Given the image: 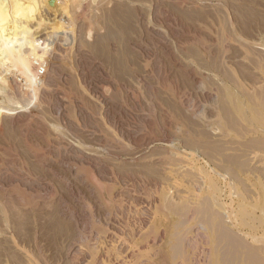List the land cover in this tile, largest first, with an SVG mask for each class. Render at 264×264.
<instances>
[{"label": "rangeland", "instance_id": "rangeland-1", "mask_svg": "<svg viewBox=\"0 0 264 264\" xmlns=\"http://www.w3.org/2000/svg\"><path fill=\"white\" fill-rule=\"evenodd\" d=\"M84 1H85V3L90 2L89 5H97V8L91 9V11L95 10V12L91 13V11H90L91 14L90 13L88 14V22L89 21L90 22L92 21V22H91V24H89L90 22L86 23V25H84L85 27L82 26V28L80 29L79 35H80V38L84 41V43L86 42L85 44H87V45L93 44L94 46H96L97 50L96 51L94 50L95 53H92L93 54L92 55L91 53L85 54L86 51L85 52L79 51V50L77 51V48L79 45L77 46V45L73 44L74 38L73 39L71 38V37H73V35L70 31L63 30L62 34H61V32H59V33L58 32H56V33L50 32V33H48L49 35L47 34L48 36L46 34H44L46 36L43 35L44 37L43 36L42 37L43 38L47 37L45 40L48 43L51 41L50 42L51 46H53V45L55 46L57 43L61 42L60 44L62 45L63 48H66V50H67L66 52L69 51L68 54L70 57L66 58V60H65V58L62 59L61 61L63 62V64L60 61L59 70L57 72L58 74L57 73L55 74V78H57V79H54L52 81L54 84L52 82H50V85L52 86V88L53 87L54 88L51 89L50 88L51 86H49L51 91H49L50 93H47V95L45 96L46 101H44V103H46V104L43 103L42 105H38V104H35L33 106L31 105L30 109L28 108L27 111L18 109L19 111L16 114L11 115V116H7V117L5 116L6 118L4 117L2 120V124H0V147H2V148H0V154H1L0 155V165L4 166V171L0 175V229H1L0 230V264H31V263H33L32 261L30 263L31 258L32 259L34 258V262L36 261L35 264H41V263L42 264L43 263H45V264H47V263L48 264H79V263L80 264H86V259H85V256L83 254L79 253L77 255H75V254L71 255L70 248H72V244L81 245L82 247L92 245V243H93V245L100 244V238L98 239V236H96L97 235L96 227H101V226L104 227L103 222L105 220L107 221V222L106 221L104 222L105 224L106 223L108 224V222H109L108 225L106 224L107 226H105V228L111 229L112 227L117 226V227H120L119 231L125 232L126 234L129 231L128 229H136L137 230L139 228V226L142 224L143 219L145 218L146 214H143L144 213L143 212L142 214L139 213L137 215L136 213H134V211H131L130 209L124 210L121 212L120 209L118 210L119 204H124V205H127L128 207L132 206V205H134V206L138 205L137 207L143 208V210H144V207L146 208L149 204L148 201H146L145 199L143 200L144 196L148 197L152 194H155L157 191H160L161 189H166L169 191L172 190L171 194H173L175 198H178L180 194L181 195H187V194L191 195L193 193H196V194L200 193L198 196L195 197V199L197 200V204H200L198 206H202V204L204 202L202 198H204V199L206 198V200H205L206 203L203 204V205H206L207 200H209V195H210V192L206 188H203L201 191H199L200 189L197 188L198 186L196 187V185H194V184L193 185L188 184L187 181L185 179H183L182 176H180V177L176 176V179L169 180L166 176L167 174L162 173L163 168H165V166H168L167 163H168L169 159L171 158L170 156L174 150L175 151H185V150L186 151H194V153H195L194 158L196 159V161L199 163V165H201L202 168H205L206 171L212 176L216 177L217 176L216 173H218V172L222 173V174L225 173L227 176L229 175L228 177L230 178V180L232 182L230 180H228L229 178L226 177V175L224 174V176L226 178L225 177L221 178L222 180H220V184H219L220 190L223 192H222V195L218 198V201L223 206H219L218 204L213 205L210 203L211 204L210 208L212 207L213 210L217 209L216 211L218 213L217 214L218 217L220 219L222 218L225 221L226 220L227 221L225 223L223 221L222 224L224 225V227L221 225L222 227L220 228L219 226H216L213 223H211L210 220L208 221V219L210 218V214H209L210 212H209L206 214L201 213V216H200V214L194 215V217L191 218L190 220H188V222L186 224L176 226L177 222L180 219L178 209L176 210L175 207H172V210L165 209L164 211L158 212L157 216L154 220V225H153L152 229H150V231L152 230L150 233L152 238L149 237L151 239L150 240L151 247L148 248L149 252L150 253L152 252V254L150 256L153 258V260L155 262L154 264H175L176 262H177V264H178V262H179V264H191L189 260H185L184 256L178 255L176 257H173V255L175 254L174 253L175 249H174V246H172V244H176V239L173 235V232L176 230L181 231V229H184L187 227H192V229H191L192 233H190V234H192L195 237L192 246L190 245L187 247V251H188V253H191L193 251L194 252L197 251L198 256H199L198 258L199 259L201 258L200 263H202V264H223L224 260H222V258L223 257L226 258V256H223L222 253L224 252V249L227 247V242H230V241L233 242V240H234L233 236L235 233L234 231H236V228H237L238 232L241 231L242 233L240 232V234H239L240 237L237 235H235V236L238 239L242 237L243 241L245 239H246L245 241L248 240V242H246V243L239 240L242 242L241 245H243V243H244V244H247L248 247H245V245L241 246V245H239V243H237L239 245L238 246L236 244L237 241H234L235 247L236 246L238 247V251H235V250H237V247L234 250V252L236 254L235 255L234 252L232 251L234 249L233 248L234 243H231L233 246L229 243L228 247H231V248L227 247L228 248V249L226 248L227 251H229V252L232 251L233 255L236 256V259H234L235 257L230 256V253H228L225 249V251L228 254L226 252H224L225 253L224 255L227 254V258L229 257V258L234 259V261H232V259L230 260L228 258L230 260L229 261L230 264H231V262H233L234 264H255V263L259 264L262 262L261 264H264V188H263V183H264V181H263L264 180V169H263L264 168V160H263L264 159L263 158V155H264V152H263L264 151V141H263L264 140V133L262 134L260 132H258V133L253 132V133H248L247 135L246 134L244 135V133L247 130L246 128H244L245 126H243L241 124H238V126H237L234 122L235 120H237V118L239 119L240 114L237 112L239 108H237L233 104L234 103L233 101H235V100H236V104H237V102L240 101L241 105H240V103H238V104L240 106L244 105V107L242 106L244 109H242L240 107L242 112H243V110H247L248 114L250 115V111H251L252 105H253L252 102L255 100V98L257 96L260 97L259 95H261V91L264 90V61H263V59L260 58V56H262L261 53L264 54V0H106L107 3L105 2V0H101V1L100 0H92L93 4H92V1H90V0L89 1L84 0ZM95 1H96V3H95ZM102 1H103V3H102ZM109 1H111L112 3H110ZM160 2H163V3L160 4ZM108 3L111 5H108ZM135 3H136V5H135ZM101 4H103V5H101ZM112 4H115V5H112ZM200 4H202V5H200ZM150 6L153 7V8L151 7L152 8L151 10H150ZM162 7H164V8H162ZM124 9H125V11H124ZM97 10H99V12ZM150 11H153V12H150ZM45 12H47L46 15L47 16L49 15V17L51 19L54 17L53 13H51L49 11H45ZM96 12H98V13H96ZM94 13H96L98 16ZM105 13L107 16L105 15ZM158 15H160V16H158ZM91 16L92 17L94 16L93 18H95L97 16L96 20L92 19ZM127 16H129V17H127ZM136 16L138 19L136 18ZM140 17L142 19H140ZM164 17H166V18H164ZM128 18H130V19H128ZM51 19H49V20H51ZM94 23H95V25H98L99 28L96 27L95 25H93ZM153 25L158 27V28H162L161 30L163 31V35H160V34H157V33H154L153 31H151V27ZM89 26L90 27L93 26L94 28L93 27L90 28ZM101 27H102V31L104 29V31H103L104 34H103V32L100 33ZM228 27H229V29H228ZM83 28H85V30ZM87 28L89 30L91 29L92 32H94L90 39L87 37V34H86V32L88 30ZM98 29H99V31H98ZM56 35H57V38H56ZM158 36H160V37H158ZM62 37H64V38H62ZM97 38L98 39L100 38V39L98 40ZM161 38H163V40ZM53 39L56 42H54ZM64 39H65V41H64ZM168 39H169V41H168ZM71 40H72V44H71ZM130 42H132V43H130ZM133 42H135V45H137V46H135L133 44ZM126 43H127V45H126ZM67 44L68 45L70 44V46H67ZM109 46H110L111 50H110V48L107 49ZM128 48L130 49V51L132 50L131 52H133V53H131L128 50ZM139 48H140V50H139ZM110 51L112 54L110 53ZM118 51L120 53H118ZM132 54H134V55H132ZM155 54L157 57L155 56ZM83 55H85V56H83ZM141 56H143V57H141ZM135 60L138 62H136ZM261 60H262V62H261ZM93 62H94V64H93ZM112 62H114L115 64H112ZM145 66L150 69V74H151V76L148 77L147 80H145L141 76L142 69ZM76 67H78V68H76ZM152 67H153V69H152ZM77 69H78V71H77ZM115 69H116V71H115ZM70 71H72V72H70ZM96 71H98V72H96ZM86 72H88V73H86ZM46 73H47V70L44 74H46ZM71 73H73V74H71ZM44 74H42V75H44ZM125 74H127V75H125ZM77 75H79L80 77H78ZM139 75H140V77H139ZM75 76L77 78H79V80H77V78ZM107 76H109V77H107ZM110 76H111V78H110ZM125 76H127L128 79H126ZM71 79H72V81H71ZM133 80L135 81V85L133 84L134 83ZM62 81H66V82H62ZM70 81H71V83H70ZM77 81H79V82H77ZM80 81L83 83H80ZM130 81H132V82H130ZM110 82H112V83H110ZM140 82H141V84H140ZM63 83H65V84H63ZM80 84H82L81 87H80ZM86 84H87V86H85ZM89 84H91V87H89ZM64 85H67V86L64 87ZM78 85H79V87H78ZM115 85H117V88ZM118 85H119V87H118ZM138 86H140V87H138ZM88 87L90 88V91H89ZM55 88H57V89H55ZM72 88L73 89L75 88V89L72 90ZM81 88H85V91H84V89H81ZM141 88H143V90ZM61 89L62 90L64 89V90L62 91ZM162 89H164V90H162ZM245 89L248 90L247 93H246ZM82 90H83V92H82ZM71 91H72V93H74V94L77 93V94L71 95V93H69ZM79 91H80V93H79ZM86 91H88V92H86ZM132 91H133V93H136L138 91L136 94L137 96L133 95ZM164 91H166L169 94H166V92L163 93ZM67 92L69 94H67ZM89 92L91 93L90 95H88ZM92 92H93V94H95L94 96H93ZM159 92H161L162 95ZM83 93H84V97L82 96ZM97 93H98V96L96 95ZM118 94H120V95H118ZM164 94L166 95V97ZM247 94H249V95H247ZM255 94H257V95L255 96ZM91 95L94 98H89V101H88L87 97H89V96L91 97ZM68 96H70V97L72 96L71 98L73 99V101L71 99V102H70V100H69L70 97L68 98ZM252 96H254V97L252 98ZM64 97H66V98H64ZM82 97H83V100H82ZM85 97H86V99H85ZM96 97H98V98H96ZM146 97L148 99V102L150 103V101H151V103L153 104L152 107H151V103L150 104L147 103ZM91 99H93V100H91ZM96 99H98V100H96ZM109 99H111V100H109ZM252 99H254V100L252 101ZM49 100H50V102H49ZM226 100H227V102H226ZM87 101L89 104L91 103V105L87 104ZM142 101H145V104ZM231 101L233 103H231ZM104 102H105V104H104ZM117 103H118V105H117ZM172 104H174V105H172ZM77 105H78V107H77ZM148 105H150V106H148ZM239 105H238V107H239ZM175 106L177 107V109ZM224 106H226V107L228 106L229 109L232 111V114L230 112L229 115H230V118L233 119L232 120L233 123H232V121H230L231 119H229V115H228L227 120H229L230 122L228 123V121L225 120L227 117L226 115H227L229 110H228V107L225 108ZM93 107H94V109H93ZM101 107H102V109H101ZM178 107H180L179 110H178ZM187 108L191 111H189ZM50 109H51V111H50ZM180 109H181V111H180ZM184 109L187 110L188 112H186ZM223 109H226V110H223ZM30 110H31V112H30ZM59 110H60V112H59ZM69 110H70V112H69ZM152 110H155V111H152ZM176 110H178V112ZM261 110H263V112H264V108H261ZM174 111H175V113H174ZM223 111H225V112L227 111V112L225 113ZM92 112L95 114V116H93ZM95 112H97V113H95ZM109 112H110V114H109ZM59 113H60V115H59ZM105 113L108 115H106ZM84 114H85V116H84ZM164 114H165V116H164ZM175 114H176V118H175ZM178 114L180 116H178ZM218 114H219V117H218ZM224 114H226V115H224ZM254 114H257V113L255 112ZM101 115H103V116H101ZM231 115L235 116V118H233ZM86 117H87V119H86ZM98 117L101 119H99ZM114 117H115V119H114ZM186 117H187V119H186ZM57 118H59V119H57ZM10 119H11V121H10ZM78 119L80 120L81 126H79L80 123H79ZM83 119H85V120H83ZM97 119H99V120H97ZM169 119H171V120H169ZM195 119H198L200 124L198 122H196L197 120H195ZM206 119L209 121L207 122ZM214 119H216V120H214ZM64 120H65V123H64ZM193 120H195V121H193ZM210 120H211V122H210ZM218 120L223 122L225 128L217 129L219 127V123H217ZM224 120H225L226 124L224 123ZM134 121H136V122H134ZM153 121H155V122H153ZM104 122L105 123L107 122L106 123L107 126H106V124H104ZM113 122H115L116 125H114ZM179 122H183L185 124L179 123ZM97 123L99 126H97ZM181 124H182V126H181ZM194 124L197 127L194 126ZM87 125H88V128H86ZM104 125H105V128H104ZM121 125H123V126H121ZM178 125L182 128H180V129L177 128ZM213 125H215V126H213ZM53 126H55V127H53ZM61 126H62V128H60ZM65 126H66V128H65ZM90 126H92V127H90ZM108 126L110 129L109 128L107 129ZM110 126H112V127H110ZM189 126H192V128L191 127L190 128L192 130H194L193 134H196V136L198 134V136H197L198 138L195 137V135H193L191 133V131H190L191 129H189ZM63 127L65 129H68V130H65ZM81 127H83V128H81ZM99 127H102L103 129L99 128ZM114 127L117 129V131ZM159 127H160V129H159ZM2 128H4V129L2 130ZM26 128H28V130H26ZM50 128H52V129H50ZM111 128H114V129H111ZM194 128H196V129H194ZM204 128H206L209 131V133H208L209 135L207 133L205 134L206 131H203V130H205ZM237 128H239V129L237 130ZM262 128L264 129V127H262ZM187 129H189V130H187ZM201 129H203L202 131L204 132V134L206 136H204L203 132H200V133L198 132V131H201ZM106 130H107V132H108V130H111L112 132L116 131L117 134H116V132H113V133L116 136H118L119 140L121 139L120 143H118V144H121L123 142L126 145H128V148L130 150L128 148H120L118 150L116 147H113V146L110 147V145H108L109 143L107 144V142H105L103 140H99V136H101L105 133L107 134ZM179 130H180V135H181V132L183 133L181 136L177 135V134H179V132H178ZM174 131L176 134L174 133ZM226 131L228 132L227 135L225 134ZM236 131H241V132H236ZM70 132H71V134H70ZM101 132H102V134H101ZM25 133H26V136H25ZM187 133L190 135L192 134L193 140L190 138L191 137L190 135L187 136ZM47 134H49L50 136ZM67 134H68V136H67ZM129 134H130V136H129ZM142 134H143V136H142ZM147 134H148V136H147ZM151 135H152V137H151ZM174 135H176V136H174ZM96 136H98V137H96ZM135 136H136V138H135ZM199 136L200 137L202 136L201 138L203 139V141L207 142V139H208L209 141H212V143L207 142V144H209V145L204 144L202 139ZM255 136H256V139L258 138L257 141L254 140ZM71 137H73V139ZM211 137L213 138V140ZM216 137H217L218 142L220 140L223 142H221V144H220V142L218 143L217 141L214 142L216 140ZM218 137H219V139H218ZM230 137L232 138V140ZM260 137H261V139H260ZM60 138H62V139H60ZM83 138L84 139L86 138L85 139L86 141ZM59 139H60V142H58ZM65 139H67V140H65ZM183 139L186 143L188 142V141H186V139H190L191 141H193V143L195 142L193 144L189 140V143L193 144V145H190L188 143L189 144L188 146H192L193 148L188 147L187 144H185V142L183 141ZM224 140H225V142H224ZM233 140H236V141H233ZM251 140L254 142H257L258 144L253 143V142L251 143ZM258 140H260V142ZM78 141H80V142H78ZM130 141H131V143H129ZM152 141L156 144H154ZM197 141L198 142L202 141L201 143L206 145L207 148L209 146V149L206 150L207 148H205L203 150L202 149L203 145L201 144L202 145V147H201L200 143H198ZM227 141H229V142H227ZM73 142H75L79 145V147H78L79 149L72 147ZM90 142H92V143H90ZM98 142H99V144H98ZM126 142H128V143H126ZM196 142H197V144H196ZM213 142L218 143L217 145L222 146V147H220V151H218L219 148L215 147L216 146L215 144H214V146L212 145ZM231 142H235V143L232 144ZM242 142H243V144H245L247 142L246 144H248V146L246 144L245 145L241 144ZM249 142L251 143V145H249L250 144ZM262 142H263V144L261 145ZM52 143H54V144H52ZM69 144H70V146H69ZM210 144H211V146H210ZM254 144L255 145L257 144L256 145L257 147L260 144V147L257 148ZM62 145H63V147H62ZM80 145L83 147H81ZM131 145H133V146L135 145V147H133ZM168 145L169 146L171 145V146L169 147ZM198 145L200 147H198ZM241 145H243V146H241ZM206 146H204V147H206ZM225 146H227V147H225ZM228 146H230V147L232 146V149ZM4 147L6 148V150ZM96 147H97V149H95ZM210 147H215L217 149L211 148L212 152H209ZM99 148H100V150H99ZM104 148L106 149V151ZM156 148H158L159 150H156ZM161 148H164V150L161 151L160 150ZM189 148H192V149H189ZM235 148H238V149L236 150ZM260 148H261V153H260ZM2 149L4 152L1 151ZM93 149H94V151H93ZM126 149L129 152L126 151ZM150 149H151V151H150ZM223 149H226V150H223ZM240 149H243V150H240ZM65 150H67V151H65ZM85 150H87V151H85ZM213 150H215V151H213ZM216 150L218 152H216ZM221 150H223V152ZM88 151H89V153H88ZM96 151H101L100 157L91 156L92 154L90 152L94 153ZM108 151L110 153H108ZM113 151H114V153H113ZM140 151H141V153H140ZM205 151L207 154L205 153ZM68 152H70V153H68ZM127 152H128V154H127ZM131 152L132 153L134 152L135 154L134 153L132 154ZM150 152H152V153H150ZM200 152H202V153L204 152V154H206V155H204V154L202 155V153H200ZM213 152H214V154H213ZM219 152L220 153L222 152L223 154H220ZM231 152L234 154H237V155H234ZM15 153H17L19 155H15ZM144 153H146V154H144ZM229 153H231V155ZM5 154H6L7 158L5 157ZM197 154H199V155H197ZM227 154L229 157H231V156L233 157V155L235 156V157H233V159L231 157L232 162L229 161L230 158L227 156ZM256 154L257 155L260 154V157L258 156L259 159H257L258 157L256 158V156H257ZM113 155H116V156H113ZM144 155L147 157H143ZM209 155H211V156L213 155L214 158L218 157L220 160H218L217 158L214 159L213 157H211L209 159ZM215 155H216V157H215ZM221 155L224 156V159H223V156H221ZM15 156H16V158H15ZM118 156H120V157L122 156V157L120 158ZM165 156H166V158H165ZM238 156L241 157V158L239 157V161H237ZM20 157H22V159ZM247 157L249 159H246V161H245V158H247ZM59 158H61V159H59ZM93 158H94V160H93ZM102 158H104V159H102ZM107 158H111V159H107ZM225 158L227 160H225ZM73 159H74V161H73ZM235 159H237L236 162L239 165V167L236 164V162L234 161ZM7 160H9V161H7ZM76 160H77V162H76ZM242 160L244 161V164L248 163V165L246 166L242 163L243 167L240 166V164H241L240 162H242ZM257 160H259V161L257 162ZM18 161H22V162H18ZM67 161H69V162H67ZM166 161H167V163H165L166 164L165 165L164 162H166ZM3 163H5V165ZM93 163L96 166H94ZM96 163H99V164H96ZM154 163H156L155 167L157 169L154 167ZM207 163H208V165H207ZM216 163L218 164L219 168H218V166H216L217 165ZM67 164H69V165H67ZM90 164H91V166H90ZM146 164H149L148 167L151 165L150 167H152V168H146L145 167V166H147ZM221 164H223L224 167L220 168ZM6 166H8V168ZM43 166H44V171H43ZM49 166H51V167H49ZM128 166H129V168H128ZM131 166H133V167H131ZM251 166H253V167H251ZM254 166L255 167L257 166V167L255 168ZM153 167H154V169H153ZM225 167H228L230 169L225 168ZM250 167L252 168L250 170H252V171L254 170V172L247 174L245 171ZM12 168H14L13 171H12ZM71 168H73V169H71ZM109 168H111V170ZM143 168L146 170V172H145V170H143L144 172L142 171ZM158 168H159V170H158ZM242 168H244V169H242ZM261 168H262V170H261ZM6 169H8V170H6ZM117 169H122V171L117 170ZM222 169H225V170H222ZM71 170H72V172H71ZM9 171H11V172H9ZM73 171L74 172L78 171V172L74 173ZM155 171H157L158 173ZM212 171L214 172V174ZM69 172H70V174H69ZM128 172H129V174H128ZM232 172H234V173H232ZM92 173L94 175H96L97 177H95ZM148 173H149V175H147ZM6 174L8 175L9 178L7 177ZM41 174H43V175H41ZM113 174H115V175H113ZM60 175H62V176H60ZM67 175H69V176H67ZM120 175H121V177H120ZM234 175L239 178V181H238V178H237V180H235L236 178ZM156 176H158V177H156ZM29 177H30V179H29ZM39 177H41V178H39ZM55 177H59V178H55ZM65 177H67V178L64 179L65 181H63V178H65ZM89 178H93V179H89ZM224 178H225V180H223ZM241 178H243L242 179L243 183L240 180ZM68 179L69 180L71 179V181H69ZM106 179H108V180H106ZM7 180H9V181H7ZM82 180H83V182H82ZM92 180L95 181L97 184L95 182H93ZM3 181H4V183H3ZM52 181H53V183H52ZM60 181H61V184H60ZM80 181H81V183H80ZM161 181L164 183H162ZM175 181H177V182H175ZM57 183H59V185H56ZM83 183H84V186H83ZM151 183H154V184L151 185ZM228 183H230V186H228L229 185ZM47 184H48V186H47ZM87 184H88V186H87ZM165 185H166V187H165ZM60 186L62 189L59 188ZM156 186H157V189L155 188ZM225 186H226V188H225ZM44 187L47 188V191H46V188H44ZM88 187L90 190L88 189ZM229 187H230V189H228ZM51 188H52V190H50ZM133 188H134V190H133ZM246 188H249V189H246ZM15 189H17V190H15ZM186 189H188L189 191H185ZM243 189L246 192H244ZM135 191H137V192H135ZM26 192H27V194H26ZM33 192H36V194H38V195H36ZM47 192H48V194H47ZM86 192H88V193H86ZM147 192H148V194H147ZM53 193H54V195H53ZM230 193H232V194H230ZM34 194H35V196H34ZM41 194H42V196H41ZM67 194H68V196H67ZM80 194H82V195H80ZM253 194H255V195H253ZM65 195H66V197H65ZM136 195L137 196H143V197L138 200V199H136L137 198ZM85 196H87L88 201H86ZM92 196H93V198H92ZM17 197H18V199H17ZM23 197H25V198H23ZM54 197H55V200H54ZM191 197H193V195L190 196L189 198H191ZM29 198H32V199H29ZM72 198H74V200ZM220 198H222V199H220ZM248 198H249V200H248ZM22 199H24L23 202L21 201ZM34 199H36V200H34ZM70 199L72 201H70ZM199 199L200 200L202 199V204L200 203L201 201ZM59 200H62V201H59ZM57 201H59V202H57ZM79 201L81 203H79ZM68 202L69 203L71 202V203L68 204ZM83 202L85 205L83 204ZM95 202H96L97 206L95 205ZM18 203H20V204H18ZM72 203H73V205H72ZM87 203H88V207H87ZM55 204H57V205L55 206ZM74 204H75V206H74ZM81 204H83L82 207H81ZM64 205H66V206H64ZM67 205H68V207H67ZM229 205L232 207L230 208ZM89 206H91V209H93L92 211H94L95 213L90 212L91 209ZM92 206H93V208H92ZM55 207H57V208H55ZM66 207L68 209H65ZM83 207H85L87 209H85ZM102 207H105L106 209L102 208ZM109 207H110V209H109ZM19 208H20V210H19ZM76 208H77V210H76ZM173 208H175V209H173ZM27 209L29 210V212L27 211ZM56 209H58V211ZM64 209H65V211H64ZM82 209L83 210L85 209L84 213H83ZM35 210H37V211H35ZM73 210L75 211V213H73L74 212ZM88 210H90V211H88ZM106 210L109 212L107 213ZM213 210H212V212H213ZM210 211H211V209H210ZM62 212H63V214H62ZM85 212H87V213H85ZM111 212H115L114 213L115 215H113V216L115 218L117 217L116 221H112V219H109L108 214H110ZM219 212L221 215H223V213L226 212L225 214H228L231 219L228 218L229 216L226 217L225 214H224L225 216L223 218V216H221L219 214ZM231 212L234 213V216H233V213H231ZM88 213H91V214L88 215ZM206 215L208 216L207 220H206V217H207ZM64 216H66V217H64ZM73 216H75L77 218H75ZM90 216H93V218H94L93 220H96L95 221L96 224L94 223V225H92L93 220L91 219L92 217L90 218ZM110 216H112V215L110 214ZM85 217H86V219H85ZM88 217L91 219V221ZM99 217H100L101 221L100 220L97 221V219H99ZM198 217H199V219L203 220L202 224L204 225L205 228L204 227L201 228V220H199ZM227 218L230 219L233 223L231 221H228ZM108 219H109V221H108ZM135 219H136V221H135ZM125 220H126V222H125ZM198 220H199V222H198ZM70 221H73V223H71ZM78 221H82V222H78ZM204 221H206V222L208 221V222L206 223ZM85 224L86 225L91 224V227L90 226L88 227ZM99 224H100V226H99ZM125 224H127V225H125ZM78 227H80V228H78ZM81 227H83L84 229H82ZM69 228H71V229H69ZM210 228H211V230H210ZM215 228H216V231H215ZM227 228H230L229 230H231V231L233 230V232H231V234H230L231 236L233 235L232 236L233 238H228V239H233V240H228V239H227L228 241L224 240L225 236L223 235L224 231L222 232V230L227 229ZM79 229L80 230L82 229V232L79 231ZM217 230H219V231H217ZM83 232H85V233H83ZM220 232L223 233L222 234L223 236L222 235L220 236V234H221ZM238 232H236V233L238 234ZM243 232L245 235H243ZM254 232L259 233L258 234L259 237L257 239H253V237L251 235ZM156 233L161 235V236L163 234V237H162V240H160V237L157 238V239H159L158 242L153 243L152 239ZM229 233H230V231L227 232V237H231L228 235ZM71 234H72V236H71ZM74 234L77 236H75ZM78 234L80 236H78ZM198 234H200V235H198ZM246 234H248L249 236L247 237ZM73 235H74V238H73ZM202 235H204V238ZM215 235L218 236L219 238L223 237V238H221L222 241L219 240L220 243H219V241H217V239H219V238L216 237ZM196 236L198 239L196 238ZM243 236H244V239H243ZM80 237H82L81 238L82 242L85 245H83L80 242L81 241ZM86 237L88 239H86ZM83 238H84V240H83ZM146 240H147L146 238H144V239L138 238L139 243H143ZM73 241H75V242H73ZM94 241L97 243H95ZM225 241H227V242L225 243ZM76 242L77 243L80 242V243L77 244ZM194 242H197L198 244L194 243ZM215 243H217V244L219 243L218 246L216 245L217 249H215L216 248ZM34 244H36V245H34ZM224 244H226V246ZM20 245H22V246H20ZM194 245H196V247ZM221 245L223 246L222 247L223 249L221 248ZM15 246H16V248H15ZM19 246L21 248L23 247V249H20ZM24 246L26 249L24 248ZM170 247H172V248H170ZM8 248H10V249H8ZM25 250L26 251L28 250V252H26ZM250 250H252L251 252H253L254 255L256 253L258 254V257L256 256V258H257V261H258V259L260 260L259 263H257L256 258L253 259V257H252L253 253L250 254L251 256L249 255ZM18 251H20V252H18ZM221 251H222V253H221ZM24 252L27 254L23 255ZM32 253H33V255H32ZM67 253H69V254L67 255ZM199 254H202V255H199ZM39 256L41 259L39 258ZM42 256H45V257H42ZM76 256H77V258H76ZM251 258H252V260H250ZM25 259L26 260L28 259L29 261L28 260L26 261ZM228 259H226L225 262H228ZM45 261H47V262H45Z\"/></svg>", "mask_w": 264, "mask_h": 264}, {"label": "bare ground", "instance_id": "bare-ground-1", "mask_svg": "<svg viewBox=\"0 0 264 264\" xmlns=\"http://www.w3.org/2000/svg\"><path fill=\"white\" fill-rule=\"evenodd\" d=\"M89 1V0H88ZM90 1H92V0H90ZM101 1V0H100ZM99 1V2H100ZM105 2H106V0H105ZM110 3H112L111 1H109ZM95 3H96V1H95ZM94 3V4H95ZM102 3H103V1H102ZM107 3V2H106ZM138 3V2H137ZM161 3H163V2H160V4ZM177 3V2H176ZM88 4V5H87ZM90 4V2L88 3V2H86L85 3V1L84 0H0V124H2V120H3V118L6 116H11V115H14V114H16L19 110H26L27 111V109L29 108L30 109V106L32 105H35V104H38V105H42L43 103H44V101H46L45 100V96L47 95V93H50L49 91H51L50 90V88L51 89H53L52 88V86L50 85V82H52L54 79H57V78H55V74L58 72V70H59V63H60V61L62 60V59H64L65 58V60H66V58H68V57H70L69 56V54H68V52H66L67 50H66V48H63L62 47V45L60 44V43H57L55 46L53 45V46H51L50 45V42L48 43V42H46V38H43L44 36H46L48 33H50V32H61V34H62V31L63 30H65V31H70L71 33H72V35H73V37H71L72 39L74 38V40H73V44L74 45H79L78 46V48H77V51L79 50V51H86L85 52V54L87 53H95L94 52V50L96 51L97 49H96V46H94L93 44L91 45V44H85L84 43V41L80 38V35H79V32H80V29L82 28V26H84V25H86V23H89L88 22V14L90 13V11H91V9H96L97 8V5H89ZM92 4H93V1H92ZM116 4V3H115ZM115 4H112V5H115ZM99 5V4H98ZM101 5H103V4H101ZM108 5H111V4H109L108 3ZM135 5H136V3H135ZM200 5H202V4H200ZM162 6V5H161ZM173 6V5H172ZM152 6H150V10L153 8H151ZM121 8V7H120ZM162 8H164V7H162ZM101 9V8H100ZM112 9V8H111ZM161 10V9H160ZM167 10V9H166ZM45 11H49V12H51V13H53V15H54V17L51 19L50 17H49V15L47 16L46 14H47V12H45ZM98 12H99V10H97ZM107 11V10H106ZM124 11H125V9H124ZM164 11V10H163ZM92 12H95V10L94 11H91V13ZM98 12H96V13H98ZM150 12H153V11H150ZM90 13V14H91ZM96 13H94V14H96ZM117 13V12H116ZM115 14V13H114ZM138 14V13H137ZM151 14V13H150ZM149 14V15H150ZM97 15V14H96ZM105 15H106V13H105ZM125 15V14H124ZM155 15V14H154ZM95 16V15H94ZM93 16V17H94ZM98 16V15H97ZM97 16L95 17V18H93L92 16V19H95L96 20V18H97ZM107 16V15H106ZM105 16V17H106ZM139 16V15H138ZM145 16V15H144ZM147 16V15H146ZM158 16H160V15H158ZM173 16V15H172ZM171 16V17H172ZM127 17H129V16H127ZM124 18V17H123ZM136 18H137V16H136ZM164 18H166V17H164ZM49 19H51V20H49ZM100 19V18H99ZM116 19V18H115ZM128 19H130V18H128ZM138 19V18H137ZM140 19H142L141 17H140ZM118 20V19H117ZM162 20V19H161ZM151 21V20H150ZM92 22V21H91ZM91 22L89 23V24H91ZM107 22V21H106ZM149 22V21H148ZM140 23V22H139ZM143 23V22H142ZM151 23V22H150ZM93 25H95V23L93 24ZM100 25V24H99ZM132 25V24H131ZM96 27H98V25H95ZM125 26V25H124ZM149 26V25H148ZM85 27V26H84ZM87 27V26H86ZM90 27V26H89ZM93 27V26H92ZM92 27H90V28H92ZM95 27V28H96ZM94 28V27H93ZM99 28V27H98ZM50 29V30H49ZM84 30H85V28H83ZM88 29V28H87ZM162 28H158V27H156V26H152L151 27V31H153L154 33H157V34H160V35H163V31L161 30ZM228 29H229V27H228ZM89 30V29H88ZM87 30V32H86V34H87V37L90 39L91 37H92V34L94 33V32H92V30L90 29L89 31ZM97 30V29H96ZM101 31H100V33L101 32H103L104 31V29H103V31H102V27H101V29H100ZM82 31V30H81ZM98 31H99V29H98ZM110 31V30H109ZM143 31V30H142ZM165 31V30H164ZM124 32V31H123ZM126 32V31H125ZM64 33V32H63ZM147 33V32H146ZM44 34H46V35H44ZM52 34V33H51ZM103 34H104V32H103ZM140 34V33H139ZM44 35V36H43ZM49 35V34H48ZM47 35V36H48ZM134 35V34H133ZM165 35V34H164ZM43 36V37H42ZM65 36V35H64ZM157 36V35H156ZM199 36V35H198ZM105 37V36H104ZM134 37V36H133ZM146 37V36H145ZM158 37H160V36H158ZM56 38H57V35H56ZM62 38H64V37H62ZM142 38V37H141ZM98 39V38H97ZM100 39V38H99ZM98 39V40H99ZM135 39V38H134ZM162 40H163V38H161ZM167 39V38H166ZM63 40V39H62ZM143 40V39H142ZM155 40V39H154ZM53 41H54V39H53ZM64 41H65V39H64ZM63 41V42H64ZM96 41V40H95ZM168 41H169V39H168ZM54 42H56V41H54ZM53 42V43H54ZM62 42V43H63ZM143 42V41H142ZM52 43V44H53ZM68 43V42H67ZM70 43V42H69ZM130 43H132V42H130ZM144 43V42H143ZM64 44V43H63ZM66 44V43H65ZM71 44H72V40H71ZM107 44V43H106ZM125 44V43H124ZM133 44L135 45V42H133ZM96 45V44H95ZM126 45H127V43H126ZM125 45V46H126ZM131 45V44H130ZM145 45V44H144ZM183 45V44H182ZM67 46H70V44L68 45L67 44ZM72 46V45H71ZM98 46V45H97ZM111 46V45H110ZM110 46L107 48V49H109L110 48ZM124 46V45H123ZM135 46H137V45H135ZM143 46V45H142ZM150 46V45H149ZM148 46V47H149ZM119 48V47H118ZM117 48V49H118ZM141 48V47H140ZM140 48H139V50H140ZM72 49V48H71ZM83 49V50H82ZM137 49V48H136ZM145 49V48H144ZM110 50H111V48H110ZM128 50L130 51V49L128 48ZM148 50V49H147ZM109 51V50H108ZM132 51V50H131ZM130 51V52H131ZM102 52V51H101ZM137 52V51H136ZM71 53V52H70ZM80 53V52H79ZM98 53V52H97ZM110 53H111V51H110ZM114 53V52H113ZM118 53H120L119 51H118ZM131 53H133V52H131ZM140 53V52H139ZM72 54V53H71ZM100 54V53H99ZM112 54V53H111ZM136 54V53H135ZM144 54V53H143ZM74 55V54H73ZM77 55V54H76ZM93 55V54H92ZM132 55H134V54H132ZM259 55V54H258ZM261 55L262 56H260V58L261 59H263V61H264V54H262L261 53ZM72 56V55H71ZM83 56H85V55H83ZM137 56V55H136ZM139 56V55H138ZM144 56V55H143ZM143 56H141V57H143ZM146 56V55H145ZM155 56H156V54H155ZM90 57V56H89ZM99 57V56H98ZM112 57V56H111ZM128 57V56H127ZM135 57V56H134ZM148 57V56H147ZM157 57V56H156ZM92 58V57H91ZM95 58V57H94ZM112 59V58H111ZM110 59V60H111ZM125 59V58H124ZM64 60V61H65ZM73 60V59H72ZM71 60V61H72ZM75 60V59H74ZM96 60V59H95ZM103 60V59H102ZM153 60V59H152ZM260 60V59H259ZM87 61V60H86ZM128 61V60H127ZM136 61V60H135ZM62 62V61H61ZM73 62V61H72ZM78 62V61H77ZM82 62V61H81ZM105 62V61H104ZM111 62V61H110ZM130 62V61H129ZM132 62V61H131ZM136 62H138V61H136ZM256 62V61H255ZM261 62H262V60H261ZM66 63V62H65ZM99 63V62H98ZM108 63V62H107ZM152 63V62H151ZM150 63V64H151ZM62 64H63V62H62ZM70 64V63H69ZM74 64V63H73ZM93 64H94V62H93ZM92 64V65H93ZM112 64H115L114 62H112ZM128 64V63H127ZM137 64V63H136ZM141 64V63H140ZM149 64V65H150ZM71 65V64H70ZM75 65V64H74ZM73 65V66H74ZM84 65V64H83ZM110 65V64H109ZM153 65V64H152ZM151 65V66H152ZM67 66V65H66ZM140 66V65H139ZM98 67V66H97ZM130 67V66H129ZM46 68V69H45ZM67 68V67H66ZM76 68H78V67H76ZM75 68V69H76ZM119 68V67H118ZM72 69V68H71ZM89 69V68H88ZM152 69H153V67H152ZM46 70H47V73L46 74H44L45 72H46ZM66 70V69H65ZM73 70V69H72ZM91 70V69H90ZM99 70V69H98ZM119 70V69H118ZM159 70V69H158ZM161 70V69H160ZM74 71V70H73ZM77 71H78V69H77ZM76 71V72H77ZM88 71V70H87ZM101 71V70H100ZM110 71V70H109ZM115 71H116V69H115ZM133 71V70H132ZM139 71V70H138ZM223 71V70H222ZM70 72H72V71H70ZM96 72H98V71H96ZM106 72V71H105ZM136 72V71H135ZM63 73V72H62ZM78 73V72H77ZM84 73V72H83ZM86 73H88V72H86ZM102 73V72H101ZM134 73V72H133ZM42 74H44V75H42ZM58 74V73H57ZM61 74V73H60ZM71 74H73V73H71ZM99 74V73H98ZM203 74V73H202ZM93 75V74H92ZM111 75V74H110ZM121 75V74H120ZM125 75H127V74H125ZM62 76V75H61ZM78 77H80L79 75H77ZM103 76V75H102ZM113 76V75H112ZM141 76L145 79V80H147V78L148 77H150L151 76V74H150V69L148 68V67H143V69H142V72H141ZM202 76V75H201ZM69 77V76H68ZM76 77V76H75ZM92 77V76H91ZM107 77H109V76H107ZM126 77V79H128L127 78V76H125ZM139 77H140V75H139ZM163 77V76H162ZM62 78V77H61ZM77 78V77H76ZM110 78H111V76H110ZM133 78V77H132ZM138 78V77H137ZM157 78V77H156ZM168 78V77H167ZM69 79V78H68ZM130 79V78H129ZM214 79V78H213ZM74 80V79H73ZM77 80H79V78H77ZM83 80V79H82ZM132 80V79H131ZM230 80V79H229ZM71 81H72V79H71ZM71 81H70V83H71ZM121 81V80H120ZM134 81V80H133ZM137 81V80H136ZM154 81V80H153ZM231 81V80H230ZM62 82H66V81H62ZM77 82H79V81H77ZM130 82H132V81H130ZM129 82V83H130ZM150 82V81H149ZM53 83V82H52ZM80 83H83V82H81L80 81ZM92 83V82H91ZM109 83V82H108ZM110 83H112V82H110ZM122 83V82H121ZM128 83V82H127ZM139 83V82H138ZM143 83V82H142ZM156 83V82H155ZM243 83V82H242ZM241 83V84H242ZM54 84V83H53ZM63 84H65V83H63ZM79 84V83H78ZM116 84V83H115ZM134 85H135V81H134V83H133ZM140 84H141V82H140ZM165 84V83H164ZM215 84V83H214ZM223 84V83H222ZM261 84V83H260ZM59 85V84H58ZM75 85V84H74ZM81 85L82 84H80V87H81ZM108 85V84H107ZM131 85V84H130ZM129 85V86H130ZM245 85V84H244ZM49 86H51L50 88H49ZM54 86V85H53ZM60 86V85H59ZM65 86H67V85H64V87ZM72 86V85H71ZM85 86H87V84L85 85ZM97 86V85H96ZM100 86V85H99ZM116 86V88H117V85H115ZM153 86V85H152ZM243 86V85H242ZM56 87V86H55ZM78 87H79V85H78ZM83 87V86H82ZM89 87H91V84H89ZM88 87V88H89ZM118 87H119V85H118ZM121 87V86H120ZM126 87V86H125ZM138 87H140V86H138ZM156 87V86H155ZM161 87V86H160ZM95 88V87H94ZM128 88V87H127ZM126 88V89H127ZM135 88V87H134ZM137 88V87H136ZM149 88V87H148ZM151 88V87H150ZM159 88V87H158ZM244 88V87H243ZM55 89H57V88H55ZM66 89V88H65ZM71 89V88H70ZM75 89V88H74ZM73 88H72V90H74ZM78 89V88H77ZM81 89H84V91H85V88H81ZM130 89V88H129ZM142 90H143V88H141ZM161 89V88H160ZM62 90V89H61ZM64 90V89H63ZM62 90V91H63ZM67 90V89H66ZM124 90V89H123ZM158 90V89H157ZM162 90H164V89H162ZM170 90V89H169ZM172 90V89H171ZM246 90V89H245ZM89 91H90V88H89ZM160 91V90H159ZM247 91L248 90H246V93H247ZM76 92V91H75ZM82 92H83V90H82ZM86 92H88V91H86ZM110 92V91H109ZM121 92V91H120ZM127 92V91H126ZM125 92V93H126ZM130 92V91H129ZM138 92V91H137ZM137 92L136 93H133V91H132V93H133V95H136L137 94ZM166 91H164L163 93H165ZM221 92V91H220ZM69 93H71V95L72 94H74V93H72V91L71 92H69ZM68 92H67V94H69ZM79 93H80V91H79ZM85 93V92H84ZM84 93H83V97H84ZM95 93V92H94ZM114 93V92H113ZM123 93V92H122ZM128 93V92H127ZM131 93V92H130ZM160 94H161V92H159ZM252 93V92H251ZM257 93V92H256ZM53 94V93H52ZM75 94H77V93H75ZM74 94V95H75ZM82 94V93H81ZM86 94V93H85ZM91 93L89 92V94L88 95H90ZM92 94H93V92H92ZM102 94V93H101ZM124 94V93H123ZM141 94V93H140ZM158 94V93H157ZM166 94H169V93H167L166 92ZM253 94V93H252ZM251 94V95H252ZM258 94V93H257ZM257 94H255V96L257 95ZM60 95V94H59ZM95 94H93V96H94ZM97 96H98V93L96 94ZM103 95V94H102ZM118 95H120V94H118ZM127 95V94H126ZM155 95V94H154ZM162 95V94H161ZM165 95V94H164ZM247 95H249V94H247ZM250 95V96H251ZM64 96V95H63ZM92 95H91V97L89 96V97H87V99H88V101H89V98H94ZM122 96V95H121ZM132 96V95H131ZM137 96V95H136ZM143 96V95H142ZM160 96V95H159ZM223 96V95H222ZM260 97H256L255 98V100L254 99H252V109H251V111H250V115L248 114V112H247V110H243V112H242V110H241V108L242 109H244L243 107H244V105H242V106H240L241 105V102L239 101V102H237V104H236V100L235 101H231V103H233L237 108H239L238 109V113L240 114L239 115V119L237 118V120H235L234 122H235V124L238 126V124H241V125H243V126H245L244 128H246L247 130H246V132L244 133V135L246 134H248V133H253V132H260V133H264V129L262 128V127H264V112H263V110H261V108H264V90L263 91H261V95H259ZM50 97V96H49ZM53 97V96H52ZM67 97V96H66ZM66 97H64V98H66ZM70 96H68V98H69ZM72 97V96H71ZM70 97V102H71V98ZM83 97H82V100H83ZM86 97H85V99H86ZM103 97V96H102ZM109 97V96H108ZM135 97V96H134ZM149 97V96H148ZM165 97H166V95H165ZM168 97V96H167ZM254 96H252V98H253ZM62 98V97H61ZM67 98V99H68ZM78 98V97H77ZM96 98H98V97H96ZM164 98V97H163ZM162 98V99H163ZM222 98V97H221ZM250 98V97H249ZM122 99V98H121ZM137 99V98H136ZM151 99V98H150ZM173 99V98H172ZM251 99V98H250ZM80 100V99H79ZM91 100H93V99H91ZM95 100V99H94ZM96 100H98V99H96ZM109 100H111V99H109ZM114 100V99H113ZM134 100V99H133ZM139 100V99H138ZM146 100H147V103H149L148 102V99H147V97H146ZM223 100V99H222ZM225 100V99H224ZM257 100V101H256ZM55 101V100H54ZM63 101V100H62ZM72 101H73V99H72ZM76 101V100H75ZM88 101H87V104H89L88 103ZM104 101V100H103ZM107 101V100H106ZM166 101V100H165ZM164 101V102H165ZM238 101V100H237ZM49 102H50V100H49ZM61 102V101H60ZM86 102V101H85ZM97 102V101H96ZM95 102V103H96ZM109 102V101H108ZM142 102H144V104H145V101H142ZM156 102V101H155ZM181 102V101H180ZM226 102H227V100H226ZM243 102V101H242ZM249 102V101H248ZM247 102V103H248ZM251 102V101H250ZM65 103V102H64ZM69 103V102H68ZM99 103V102H98ZM120 103V102H119ZM130 103V102H129ZM150 103H151V101H150ZM149 103V104H150ZM161 103V102H160ZM238 103H240V105L238 104ZM44 104H46V103H44ZM48 104V103H47ZM66 104V103H65ZM71 104V103H70ZM83 104V103H82ZM81 104V105H82ZM93 104V103H92ZM97 104V103H96ZM103 104V103H102ZM104 104H105V102H104ZM244 104V103H243ZM89 105H91V103L89 104ZM95 105V104H94ZM101 105V104H100ZM107 105V104H106ZM117 105H118V103H117ZM122 105V104H121ZM152 103H151V107H152ZM172 105H174V104H172ZM177 105V104H176ZM225 105V104H224ZM238 105H239V107H238ZM64 106V105H63ZM97 106V105H96ZM104 106V105H103ZM111 106V105H110ZM139 106V105H138ZM148 106H150V105H148ZM158 106V105H157ZM221 106V105H220ZM48 107V106H47ZM55 107V106H54ZM77 107H78V105H77ZM85 107V106H84ZM95 107V106H94ZM94 107H93V109H94ZM116 107V106H115ZM176 107V106H175ZM225 108H227L226 106H224ZM241 107V108H240ZM51 108V107H50ZM87 108V107H86ZM114 108V107H113ZM128 108V107H127ZM145 108V107H144ZM150 108V107H149ZM179 108L180 107H178V110H179ZM221 108V107H220ZM19 109V110H18ZM64 109V108H63ZM71 109V108H70ZM77 109V108H76ZM85 109V108H84ZM88 109V108H87ZM101 109H102V107H101ZM116 109V108H115ZM151 109V108H150ZM154 109V108H153ZM172 109V108H171ZM176 109H177V107H176ZM182 109V108H181ZM181 109H180V111H181ZM188 109V108H187ZM193 109V108H192ZM34 110V109H33ZM90 110V109H89ZM98 110V109H97ZM121 110V109H120ZM158 110V109H157ZM178 110H176L177 112H178ZM185 110V109H184ZM189 110V109H188ZM222 110V109H221ZM223 110H226V109H223ZM229 110V111H228ZM228 113H227V115L226 114H224V115H226L227 117H226V121H228V123L230 122V121H232L233 119H231L230 118V112H231V114H232V111L229 109V107H228ZM35 111V110H34ZM50 111H51V109H50ZM72 111V110H71ZM84 111V110H83ZM96 111V110H95ZM105 111V110H104ZM108 111V110H107ZM110 111V110H109ZM117 111V110H116ZM119 111V110H118ZM152 111H155V110H152ZM186 112H188L187 110H185ZM189 111H191V110H189ZM226 111V112H227ZM261 111V112H260ZM29 112V111H28ZM30 112H31V110H30ZM59 112H60V110H59ZM69 112H70V110H69ZM73 112V111H72ZM80 112V111H79ZM99 112V111H98ZM122 112V111H121ZM120 112V113H121ZM150 112V111H149ZM164 112V111H163ZM223 112H225V111H223ZM222 112V113H223ZM225 112V113H226ZM257 113V114H254V113ZM67 113V112H66ZM93 113V112H92ZM95 113H97V112H95ZM103 113V112H102ZM119 113V112H118ZM137 113V112H136ZM159 113V112H158ZM174 113H175V111H174ZM191 113V112H190ZM220 113V112H219ZM72 114V113H71ZM106 114V113H105ZM109 114H110V112H109ZM113 114V113H112ZM127 114V113H126ZM193 114V113H192ZM59 115H60V113H59ZM62 115V114H61ZM106 115H108V114H106ZM121 115V114H120ZM154 115V114H153ZM191 115V114H190ZM223 115V116H224ZM228 115H229V119H231L230 121L229 120H227V118H228ZM234 115V114H233ZM233 115H231L233 118H235V116H233ZM80 116V115H79ZM84 116H85V114H84ZM93 116H95V114L93 113ZM101 116H103V115H101ZM100 116V117H101ZM129 116V115H128ZM150 116V115H149ZM152 116V115H151ZM164 116H165V114H164ZM178 116H180L179 114H178ZM185 116V115H184ZM196 116V115H195ZM5 117V118H6ZM59 117V116H58ZM70 117V116H69ZM83 117V116H82ZM90 117V116H89ZM119 117V116H118ZM183 117V116H182ZM218 117H219V114H218ZM31 118V117H30ZM81 118V117H80ZM97 118V117H96ZM99 118V117H98ZM104 118V117H103ZM126 118V117H125ZM161 118V117H160ZM175 118H176V114H175ZM180 118V117H179ZM193 118V117H192ZM57 119H59V118H57ZM86 119H87V117H86ZM94 119V118H93ZM99 119H101V118H99ZM99 119H97V120H99ZM105 119V118H104ZM108 119V118H107ZM114 119H115V117H114ZM186 119H187V117H186ZM189 119V118H188ZM213 119V118H212ZM83 120H85V119H83ZM109 120V119H108ZM155 120V119H154ZM169 120H171V119H169ZM195 120H197L196 122H198L199 124H200V122H199V120L198 119H195ZM195 120H193V121H195ZM207 120V119H206ZM214 120H216V119H214ZM225 120H224V123H225ZM9 121V120H8ZM10 121H11V119H10ZM34 121V120H33ZM47 121V120H46ZM78 121H79V123H80V120L78 119ZM82 121V120H81ZM87 121V120H86ZM93 121V120H92ZM112 121V120H111ZM140 121V120H139ZM168 121V120H167ZM173 121V120H172ZM182 121V120H181ZM184 121V120H183ZM192 121V120H191ZM201 121V120H200ZM205 121V120H204ZM209 120H207V122H208ZM69 122V121H68ZM67 122V123H68ZM96 122V121H95ZM100 122V121H99ZM118 122V121H117ZM120 122V121H119ZM134 122H136V121H134ZM138 122V121H137ZM153 122H155V121H153ZM188 122V121H187ZM210 122H211V120H210ZM43 123V122H42ZM53 123V122H52ZM60 123V122H59ZM64 123H65V120H64ZM72 123V122H71ZM78 123V122H77ZM101 123V122H100ZM103 123V122H102ZM107 123V122H106ZM105 122H104V124H106ZM114 123V125H116L115 124V122H113ZM131 123V122H130ZM165 123V122H164ZM179 123H183V122H179ZM197 123V124H198ZM217 123H219V127L217 128V129H223V128H225V126H224V124H223V122L222 121H217ZM232 123H233V121H232ZM51 124V123H50ZM58 124V123H57ZM61 124V123H60ZM91 124V123H90ZM94 124V123H93ZM118 124V123H117ZM125 124V123H124ZM143 124V123H142ZM167 124V123H166ZM183 124H185V123H183ZM196 124V123H195ZM194 124V126H196ZM198 124V125H199ZM226 124V123H225ZM234 124V125H235ZM54 125V124H53ZM56 125V124H55ZM66 125V124H65ZM69 125V124H68ZM79 125V124H78ZM89 125V124H88ZM88 125L86 126V128H88ZM96 125V124H95ZM102 125V124H101ZM110 125V124H109ZM154 125V124H153ZM161 125V124H160ZM188 125V124H187ZM9 126V125H8ZM13 126V125H12ZM28 126V125H27ZM41 126V125H40ZM57 126V125H56ZM63 126V125H62ZM62 126L60 127V128H62ZM74 126V125H73ZM77 126V125H76ZM79 126H81V123H80V125ZM97 126H99L98 125V123H97ZM106 126H107V124H106ZM121 126H123V125H121ZM147 126V125H146ZM157 126V125H156ZM163 126V125H162ZM174 126V125H173ZM181 126H182V124H181ZM193 126V127H194ZM213 126H215V125H213ZM29 127V126H28ZM53 127H55V126H53ZM90 127H92V126H90ZM110 127H112V126H110ZM116 127V126H115ZM114 127V128H115ZM126 127V126H125ZM139 127V126H138ZM141 127V126H140ZM143 127V126H142ZM192 128V126H189V129H191ZM197 127V126H196ZM30 128V127H29ZM33 128V127H32ZM47 128V127H46ZM57 128V127H56ZM64 128V127H63ZM65 128H66V126H65ZM64 128V129H65ZM81 128H83V127H81ZM97 128V127H96ZM99 128H102V127H99ZM104 128H105V125H104ZM109 128V126L107 127V129ZM114 128H111V129H114ZM145 128V127H144ZM164 128V127H163ZM166 128V127H165ZM172 128V127H171ZM170 128V129H171ZM177 128H182V127H180L179 125L177 126ZM232 128V127H231ZM4 128H2V130H3ZM48 129V128H47ZM50 129H52V128H50ZM85 129V128H84ZM103 129V128H102ZM110 129V128H109ZM116 129V128H115ZM159 129H160V127H159ZM162 129V128H161ZM169 129V128H168ZM189 129H187V130H189ZM194 129H196V128H194ZM198 129V128H197ZM205 130H203V129H201V131H198L199 133L200 132H203V131H206L205 132V134L207 133H209V131L206 129V128H204ZM209 129V128H208ZM234 129V128H233ZM239 128H237V130H238ZM26 130H28V128H26ZM65 130H68V129H65ZM133 130V129H132ZM131 130V131H132ZM150 130V129H149ZM184 130V129H183ZM203 130V131H202ZM241 130V129H240ZM49 131V130H48ZM52 131V130H51ZM82 131V130H81ZM93 131V130H92ZM96 131V130H95ZM94 131V132H95ZM116 131H117V129H116ZM116 131H113V132H116ZM135 131V130H134ZM152 131V130H151ZM166 131V130H165ZM168 131V130H167ZM191 131V133L193 134V132H194V130H190ZM242 131V130H241ZM241 131H236V132H241ZM245 131V130H244ZM23 132V131H22ZM55 132V131H54ZM87 132V131H86ZM91 132V131H90ZM106 132H107V130H106ZM109 132V133H108ZM108 132H107V134L105 133V134H103V135H101V136H99V140H103V141H105V142H107V144L108 145H110V147H116L118 150L120 149V148H128V145H126L125 143H121V144H118V143H120V140H119V138H118V136H116L111 130H108ZM164 132V131H163ZM177 132V131H176ZM179 132V134H177V135H179V136H181L183 133L181 132V135H180V130L178 131ZM196 132V131H195ZM197 132V133H198ZM79 133V132H78ZM99 133V132H98ZM130 133V132H129ZM160 133V132H159ZM173 133V132H172ZM174 133H175V131H174ZM189 133V132H188ZM187 133V136H189L190 134H188ZM213 133V132H212ZM225 133V132H224ZM227 131H226V135H227ZM62 134V133H61ZM70 134H71V132H70ZM74 134V133H73ZM87 134V133H86ZM93 134V133H92ZM101 134H102V132H101ZM116 134H117V132H116ZM124 134V133H123ZM122 134V135H123ZM131 134V133H130ZM130 134H129V136H130ZM161 134V133H160ZM176 134V133H175ZM192 134L190 135L191 137V139H192ZM202 134V133H201ZM203 134H204V132H203ZM204 134V136H206ZM223 134V133H222ZM243 134V133H242ZM47 135H49V134H47ZM54 135V134H53ZM56 135V134H55ZM81 135V134H80ZM134 135V134H133ZM146 135V134H145ZM159 135V134H158ZM193 135H195V137H197L198 136V134H197V136H196V134H193ZM209 135V134H208ZM215 135V134H214ZM25 136H26V133H25ZM50 136V135H49ZM58 136V135H57ZM66 136V135H65ZM67 136H68V134H67ZM109 136V137H108ZM124 136V135H123ZM142 136H143V134H142ZM147 136H148V134H147ZM162 136V135H161ZM171 136V135H170ZM173 136V135H172ZM174 136H176V135H174ZM186 136V135H185ZM96 137H98V136H96ZM120 137V136H119ZM132 137V136H131ZM145 137V136H144ZM151 137H152V135H151ZM150 137V138H151ZM178 137V136H177ZM176 137V138H177ZM183 137V136H182ZM200 137V136H199ZM202 137V136H201ZM200 137V138H201ZM209 137V136H208ZM235 137V136H234ZM254 137V136H253ZM252 137V138H253ZM52 138V137H51ZM56 138V137H55ZM65 138V137H64ZM72 139H73V137H71ZM123 138V137H122ZM135 138H136V136H135ZM142 138V137H141ZM140 138V139H141ZM155 138V137H154ZM181 138V137H180ZM187 138V137H186ZM198 138V137H197ZM212 138V137H211ZM231 138V137H230ZM39 139V138H38ZM60 139H62V138H60ZM60 139H59V141L58 142H60ZM84 139V138H83ZM86 139V138H85ZM84 139V140H85ZM130 139V138H129ZM168 139V138H167ZM172 139V138H171ZM202 139V138H201ZM218 139H219V137H218ZM236 139V138H235ZM254 139V138H253ZM258 139V138H257ZM257 139H256V136H255V139L254 140H256L257 141ZM260 139H261V137H260ZM27 140V139H26ZM64 140V139H63ZM65 140H67V139H65ZM79 140V139H78ZM156 140V139H155ZM163 140V139H162ZM175 140V139H174ZM189 140L190 139H186V141H188L187 143L184 141V139H183V141L185 142V144H187V146L190 144L189 143ZM193 140V139H192ZM212 140H213V138H212ZM231 140H232V138H231ZM40 141V140H39ZM86 141V140H85ZM88 141V140H87ZM97 141V140H96ZM125 141V140H124ZM127 141V140H126ZM149 141V140H148ZM151 141V140H150ZM173 141V140H172ZM171 141V142H172ZM191 141V140H190ZM195 141V140H194ZM199 141V140H198ZM197 141V142H198ZM202 141H203V139H202ZM201 141V142H202ZM218 142V140H217V137H216V140L214 141V142ZM233 141H236V140H233ZM248 141V140H247ZM259 142H260V140H258ZM264 141V140H263ZM24 142V141H23ZM47 142V141H46ZM63 142V141H62ZM61 142V143H62ZM69 142V141H68ZM78 142H80V141H78ZM115 142V143H114ZM153 142V141H152ZM158 142V141H157ZM197 142H196V144H197ZM201 142H198V143H200V145L202 144L203 145V150L205 149V148H207V146L206 145H209V144H207V142L209 143V142H211L212 143V141H209L208 139H207V142L206 141H203V143L204 144H206V145H204L203 143H201ZM213 142V146H214V144L216 145L215 147H217V148H219L218 149V151H220V147H222L221 145H217L219 142H220V144H221V142H223V141H219L218 143H214ZM224 142H225V140H224ZM227 142H229V141H227ZM239 142V141H238ZM237 142V143H238ZM257 143V142H254V141H252L251 140V143ZM44 143V142H43ZM90 143H92V142H90ZM95 143V142H94ZM103 143V142H102ZM126 143H128V142H126ZM129 143H131V141L129 142ZM154 143V142H153ZM189 143V144H188ZM191 143H193V141H191ZM195 143V142H194ZM193 143V144H194ZM232 144L233 143H235V142H231ZM247 143V142H246ZM245 143V144H246ZM250 143V142H249ZM251 143L249 144V145H251ZM52 144H54V143H52ZM59 144V143H58ZM71 144V143H70ZM70 144H69V146H70ZM85 144V143H84ZM98 144H99V142H98ZM106 144V145H107ZM154 144H156V143H154ZM171 144V143H170ZM181 144V143H180ZM183 144V143H182ZM193 144H190V145H193ZM241 144H243V142L241 143ZM245 144H243V145H245ZM258 144V143H257ZM256 144V145H257ZM263 144V142L261 143V145ZM11 145V144H10ZM44 145V144H43ZM151 145V144H150ZM166 145V144H165ZM184 145V144H183ZM202 145H201V147H202ZM243 145H241V146H243ZM247 146H248V144H246ZM255 145V144H254ZM255 145V146H256ZM13 146V145H12ZM58 146V145H57ZM81 146V145H80ZM96 146V145H95ZM131 146H133V145H131ZM169 146V145H168ZM171 146V145H170ZM169 146V147H170ZM173 146V145H172ZM185 146V145H184ZM195 146V145H194ZM204 146H206V147H204ZM210 146H211V144H210ZM219 146V147H218ZM39 147V146H38ZM49 147V146H48ZM59 147V146H58ZM62 147H63V145H62ZM72 147H75L76 149L79 147V145L77 144V143H75V142H73L72 143ZM81 147H83V146H81ZM90 147V146H89ZM133 147H135V145L133 146ZM150 147V146H149ZM148 147V148H149ZM186 147V146H185ZM188 147H192V146H188ZM197 147V146H196ZM198 147H200L199 145H198ZM215 147H210V150H209V152H212V150H211V148L212 149H214ZM225 147H227V146H225ZM228 147H230V146H228ZM252 147V146H251ZM257 147V146H256ZM258 147H260V144H259V146ZM257 147V148H258ZM0 148H2V147H0ZM5 148V147H4ZM3 148V149H4ZM41 148V147H40ZM47 148V147H46ZM92 148V147H91ZM102 148V147H101ZM132 148V147H131ZM141 148V147H140ZM178 148V147H177ZM193 148V147H192ZM192 148H189V149H192ZM217 148H215V149H217ZM231 149H232V146L230 147ZM3 149L1 150V151H3ZM70 149V148H69ZM79 149V148H78ZM95 149H97V147L95 148ZM105 149V148H104ZM129 149V148H128ZM154 149V148H153ZM201 149V148H200ZM201 149V150H202ZM209 149V146H208V148L206 149V150H208ZM222 149V148H221ZM229 149V148H228ZM236 150L238 149V148H235ZM5 150H6V148H5ZM12 150V149H11ZM16 150V149H15ZM59 150V149H58ZM72 150V149H71ZM70 150V151H71ZM84 150V149H83ZM88 150V149H87ZM87 150H85V151H87ZM99 150H100V148H99ZM103 150V149H102ZM101 150V151H102ZM130 150V149H129ZM147 150V149H146ZM156 150H159L158 148H156ZM161 151L162 150H164V148H161L160 149ZM179 150V149H178ZM182 150V149H181ZM195 150V149H194ZM200 150V151H201ZM223 150H226V149H223ZM223 150H221L222 152H223ZM234 150V149H233ZM232 150V151H233ZM240 150H243V149H240ZM247 150V149H246ZM8 151V150H7ZM18 151V150H17ZM35 151V150H34ZM43 151V150H42ZM61 151V150H60ZM65 151H67V150H65ZM91 151V150H90ZM93 151H94V149H93ZM101 151H96V152H94V153H92V152H90L92 155L91 156H93V157H100V155H101ZM105 151H106V149H105ZM124 151V150H123ZM122 151V152H123ZM126 151H128L127 149H126ZM132 151V150H131ZM137 151V150H136ZM142 151V150H141ZM141 151H140V153H141ZM149 151V150H148ZM150 151H151V149H150ZM154 151V150H153ZM167 151V150H166ZM196 151V150H195ZM213 151H215V150H213ZM217 150H216V152H218ZM248 151V150H247ZM254 151V150H253ZM4 152V151H3ZM62 152V151H61ZM103 152V151H102ZM112 152V151H111ZM121 152V153H122ZM129 152V151H128ZM128 152H127V154H128ZM138 152V151H137ZM144 152V151H143ZM198 152V151H197ZM220 153V154H223V153ZM264 152V151H263ZM9 153V152H8ZM28 153V152H27ZM40 153V152H39ZM68 153H70V152H68ZM77 153V152H76ZM87 153V152H86ZM88 153H89V151H88ZM106 153V152H105ZM108 153H110L109 151H108ZM113 153H114V151H113ZM132 153V152H131ZM134 153V152H133ZM132 153V154H133ZM139 153V154H140ZM150 153H152V152H150ZM157 153V152H156ZM164 153V152H163ZM199 153V152H198ZM200 153H202V152H200ZM205 153H206V151H205ZM232 153V152H231ZM231 153H229L230 155H231ZM241 153V152H240ZM256 153V152H255ZM260 153H261V148H260ZM63 154V153H62ZM117 154V153H116ZM135 154V153H134ZM144 154H146V153H144ZM158 154V153H157ZM171 154V153H170ZM194 151H173L172 152V154H171V158L169 159V161H168V163H167V161L166 162H164V164L165 163H167V165L168 166H165V168H163V170H162V173H164V174H167L166 176H167V178L169 179V180H174V179H176V176L177 177H180V176H182L183 177V179H185L186 181H187V183L188 184H191V185H196V187L198 188V189H200L199 191H201L203 188H206L209 192H210V195H209V200H207V204L206 205H203L204 203H206V198L204 199V198H202L203 199V204H202V199L200 200L201 202V204H202V206H198V205H200V204H197V200L195 199V197L196 196H198L199 194H196V193H193V194H187V195H179V197L178 198H175L174 197V195L173 194H171V191H169V190H166V189H161L160 191H155L156 193L155 194H152V195H150V196H148V197H146V196H144V198H143V200L145 199L146 201H148V206L145 208L144 207V210H143V208H139V207H137V206H134V205H132V206H127V205H124V204H119V206H118V210L120 209V211L122 212V211H124V210H131V211H134V213H136L137 215L139 214V213H143V214H146L145 215V218L143 219V222H142V224L139 226V228L136 230V229H128L129 231H128V233L126 234L125 232H122V231H119V228L120 227H117V226H114V227H112L111 229L110 228H105V226H107L108 224H109V222H108V224L106 225L104 222L106 221H104L103 222V224H104V227L103 226H101V227H96V229H97V235L96 236H98V239L100 238V244H98V245H93V243H92V245H88V246H86V247H82L81 245H74V244H72V248H70V251H71V255H77V254H79V253H81V254H83L84 256H85V259H86V264H154L155 262H154V260H153V258L150 256L151 254H152V252L150 253L149 252V249L148 248H150L151 247V245H150V238L149 237H151V235H150V233H151V231H150V229H152V227H153V225H154V220H155V218H156V216H157V213L158 212H161V211H164L165 209H170V210H172V207H175L176 208V210L178 209V211H179V216H180V219H179V221L177 222V224H176V226H180V225H184V224H186L187 222H188V220H190L191 218H193L194 217V215H197V214H200V216H201V213H203V214H206V213H209L210 214V218L208 219V221L210 220L211 221V223H213L214 225H216V226H219L220 228L223 226L224 227V225L222 224V222L224 221V223L227 221H225L224 219H220L219 217H218V213H217V209L214 211L213 209H212V207L210 208V205L211 204H218L219 206H223L219 201H218V198L222 195V192L223 191H221L220 190V186H219V184H220V180H222L221 178H223V177H225L224 176V174L225 173H216V177L215 176H212V175H210L207 171H206V169L205 168H202L201 167V165H199V163L196 161V159L194 158ZM204 154V152L202 153V155ZM207 154V153H206ZM206 154H204V155H206ZM213 154H214V152H213ZM216 154V153H215ZM218 154V153H217ZM225 154V153H224ZM232 154H234V153H232ZM258 154V153H257ZM256 154V155H257ZM1 155V154H0ZM10 155V154H9ZM15 155H19V154H17V153H15ZM53 155V154H52ZM77 155V154H76ZM90 155V154H89ZM104 155V154H103ZM125 155V154H124ZM138 155V154H137ZM148 155V154H147ZM152 155V154H151ZM197 155H199V154H197ZM234 155H237V154H234ZM233 155V157H235ZM239 155V154H238ZM244 155V154H243ZM253 155V154H252ZM113 156H116V155H113ZM208 156V155H207ZM221 156H223V155H221ZM227 156H228V154H227ZM242 156V155H241ZM260 157V154L259 155H257L256 156V158L257 157ZM5 157H6V154H5ZM37 157V156H36ZM71 157V156H70ZM118 157H120V156H118ZM117 157V158H118ZM122 157V156H121ZM120 157V158H121ZM127 157V156H126ZM134 157V156H133ZM136 157V156H135ZM143 157H147V156H143ZM211 157H213V155L211 156V155H209V159L211 158ZM215 157H216V155H215ZM229 157V156H228ZM232 157V156H231ZM231 157H229L228 159H229V161L230 162H232V159H233V157H232V159H231ZM239 157L240 156H238V160L237 159H235L234 161L236 162V160L237 161H239ZM253 157V156H252ZM259 157L257 158V159H259ZM7 158V157H6ZM10 158V157H9ZM12 158V157H11ZM15 158H16V156H15ZM21 159H22V157H20ZM92 158V157H91ZM165 158H166V156H165ZM164 158V159H165ZM214 158V157H213ZM218 160H220L218 157H216ZM216 158H214V159H216ZM241 158V157H240ZM251 158V157H250ZM263 158H264V155H263ZM262 158V159H263ZM41 159V158H40ZM59 159H61V158H59ZM102 159H104V158H102ZM106 159V158H105ZM107 159H111V158H107ZM130 159V158H129ZM132 159V158H131ZM145 159V158H144ZM223 159H224V156H223ZM246 159H249L248 157L247 158H245V161H246ZM3 160V159H2ZM16 160V159H15ZM19 160V159H18ZM93 160H94V158H93ZM140 160V159H139ZM138 160V161H139ZM162 160V159H161ZM225 160H227L226 158H225ZM244 160V159H243ZM242 160V162H240L239 164H240V166H242L243 164H244V161ZM253 160V159H252ZM264 160V159H263ZM4 161V160H3ZM7 161H9V160H7ZM53 161V160H52ZM57 161V160H56ZM61 161V160H60ZM73 161H74V159H73ZM79 161V160H78ZM105 161V160H104ZM256 161V160H255ZM259 160H257V162H258ZM5 162V161H4ZM17 162V161H16ZM15 162V163H16ZM18 162H22V161H18ZM58 162V161H57ZM67 162H69V161H67ZM76 162H77V160H76ZM75 162V163H76ZM86 162V161H85ZM128 162V161H127ZM212 162V161H211ZM234 162V163H235ZM261 162V161H260ZM263 162V161H262ZM9 163V162H8ZM43 163V162H42ZM49 163V162H48ZM53 163V162H52ZM72 163V162H71ZM92 163V162H91ZM117 163V162H116ZM151 163V162H150ZM233 163V164H234ZM243 163V164H242ZM253 163V162H252ZM255 163V162H254ZM2 164V163H1ZM4 165H5V163H3ZM11 164V163H10ZM19 164V163H18ZM28 164V163H27ZM41 164V163H40ZM94 164V163H93ZM96 164H99V163H96ZM102 164V163H101ZM129 164V163H128ZM133 164V163H132ZM155 164L156 163H154V167H155ZM158 164V163H157ZM217 164V163H216ZM215 164V165H216ZM236 164H237V162H236ZM251 164V163H250ZM7 165V164H6ZM9 165V164H8ZM24 165V164H23ZM64 165V164H63ZM66 165V164H65ZM67 165H69V164H67ZM127 165V164H126ZM131 165V164H130ZM129 165V166H130ZM134 165V164H133ZM137 165V164H136ZM147 166H145L146 168H152V167H148V165L149 164H146ZM166 165V164H165ZM207 165H208V163H207ZM238 165V164H237ZM244 165H248V163H246V164H244ZM12 166V165H11ZM73 166V165H72ZM90 166H91V164H90ZM94 166H96L95 164H94ZM93 166V167H94ZM107 166V165H106ZM129 166H128V168H129ZM135 166V165H134ZM153 166V165H152ZM216 166H218V164L216 165ZM7 168H8V166H6ZM18 167V166H17ZM42 167V166H41ZM49 167H51V166H49ZM104 167V166H103ZM131 167H133V166H131ZM154 167H153V169H154ZM208 167V166H207ZM211 167V166H210ZM222 167H224V165L223 164H221V166H220V168H222ZM229 167V166H228ZM228 167H225V168H228ZM238 167H239V165H238ZM243 167V166H242ZM251 167H253V166H251ZM248 168L245 172L247 173V174H250V173H252V172H254V170L252 171V170H250V169H252V168ZM255 167V166H254ZM257 167V166H256ZM255 167V168H256ZM11 168V167H10ZM59 168V167H58ZM66 168V167H65ZM107 168V167H106ZM105 168V169H106ZM113 168V167H112ZM118 168V167H117ZM122 168V167H121ZM126 168V167H125ZM135 168V167H134ZM142 168V167H141ZM156 168V167H155ZM212 168V167H211ZM218 168H219V166H218ZM13 169L14 168H12V171H13ZM16 169V168H15ZM52 169V168H51ZM71 169H73V168H71ZM103 169V168H102ZM108 169V168H107ZM110 170H111V168H109ZM133 169V168H132ZM131 169V170H132ZM138 169V168H137ZM157 169V168H156ZM228 169H230V168H228ZM233 169V168H232ZM242 169H244V168H242ZM241 169V170H242ZM264 169V168H263ZM6 170H8V169H6ZM20 170V169H19ZM22 170V169H21ZM40 170V169H39ZM69 170V169H68ZM117 170H121L122 171V169H117ZM143 170H145L144 168L142 169V171ZM152 170V169H151ZM158 170H159V168H158ZM213 170V169H212ZM222 170H225V169H222ZM227 170V169H226ZM259 170V169H258ZM261 170H262V168H261ZM3 171H4V166H2V165H0V175L3 173ZM29 171V170H28ZM43 171H44V166H43ZM51 171V170H50ZM56 171V170H55ZM90 171V170H89ZM107 171V170H106ZM215 171V170H214ZM230 171V170H229ZM233 171V170H232ZM257 171V170H256ZM9 172H11V171H9ZM71 172H72V170H71ZM74 172V171H73ZM78 172V171H77ZM77 172H74V173H77ZM85 172V171H84ZM100 172V171H99ZM127 172V171H126ZM144 172V171H143ZM145 172H146V170H145ZM154 172V171H153ZM155 172H157V171H155ZM213 172V171H212ZM223 172V171H222ZM225 172V171H224ZM235 172V171H234ZM234 172H232V173H234ZM260 172V171H259ZM19 173V172H18ZM23 173V172H22ZM56 173V172H55ZM59 173V172H58ZM150 173V172H149ZM149 173L147 174V175H149ZM158 173V172H157ZM231 173V174H232ZM12 174V173H11ZM10 174V175H11ZM49 174V173H48ZM69 174H70V172H69ZM93 174V173H92ZM128 174H129V172H128ZM213 174H214V172H213ZM229 174V173H228ZM230 174V175H231ZM261 174V173H260ZM5 175V174H4ZM7 175V174H6ZM19 175V174H18ZM21 175V174H20ZM26 175V174H25ZM28 175V174H27ZM30 175V174H29ZM41 175H43V174H41ZM65 175V174H64ZM78 175V174H77ZM94 175V174H93ZM111 175V174H110ZM109 175V176H110ZM113 175H115V174H113ZM112 175V176H113ZM119 175V174H118ZM117 175V176H118ZM138 175V174H137ZM151 175V174H150ZM226 175V174H225ZM233 175V174H232ZM263 175V174H262ZM47 176V175H46ZM55 176V175H54ZM58 176V175H57ZM60 176H62V175H60ZM67 176H69V175H67ZM95 177H97L96 175H94ZM93 176V177H94ZM104 176V175H103ZM108 176V175H107ZM111 176V177H112ZM125 176V175H124ZM133 176V175H132ZM136 176V175H135ZM229 176V175H228ZM227 175H226V177H228ZM235 176V175H234ZM5 177V176H4ZM7 177H8V175H7ZM19 177V176H18ZM27 177V176H26ZM25 177V178H26ZM72 177V176H71ZM86 177V176H85ZM94 177V178H95ZM110 177V178H111ZM120 177H121V175H120ZM147 177V176H146ZM156 177H158V176H156ZM225 177V178H226ZM3 178V177H2ZM9 178V177H8ZM11 178V177H10ZM14 178V177H13ZM39 178H41V177H39ZM45 178V177H44ZM52 178V177H51ZM55 178H59V177H55ZM61 178V177H60ZM67 177H65V178H63V181H65L64 179H66ZM124 178V177H123ZM135 178V177H134ZM164 178V177H163ZM166 178V177H165ZM225 178L223 179V180H225ZM229 178V177H228ZM235 180H237V178L238 177H236L235 176ZM7 179V178H6ZM29 179H30V177H29ZM50 179V178H49ZM53 179V178H52ZM51 179V180H52ZM74 179V178H73ZM72 179V180H73ZM82 179V178H81ZM89 179H93V178H89ZM96 179V178H95ZM127 179V178H126ZM132 179V178H131ZM242 179L243 178H241L240 180L242 181ZM263 179V178H262ZM13 180V179H12ZM15 180V179H14ZM17 180V179H16ZM34 180V179H33ZM39 180V179H38ZM56 180V179H55ZM54 180V181H55ZM61 180V179H60ZM69 180V179H68ZM67 180V181H68ZM106 180H108V179H106ZM112 180V179H111ZM123 180V179H122ZM228 180H230V178L228 179ZM5 181V180H4ZM4 181H3V183H4ZM7 181H9V180H7ZM43 181V180H42ZM69 181H71V179L69 180ZM93 181V180H92ZM135 181V180H134ZM158 181V180H157ZM231 181V180H230ZM238 181H239V178H238ZM264 181V180H263ZM262 181V182H263ZM27 182V181H26ZM32 182V181H31ZM57 182V181H56ZM82 182H83V180H82ZM87 182V181H86ZM93 182H95V181H93ZM110 182V181H109ZM122 182V181H121ZM162 182V181H161ZM175 182H177V181H175ZM229 182V181H228ZM232 182V181H231ZM9 183V182H8ZM14 183V182H13ZM17 183V182H16ZM19 183V182H18ZM48 183V182H47ZM52 183H53V181H52ZM71 183V182H70ZM79 183V182H78ZM80 183H81V181H80ZM96 183V182H95ZM162 183H164V182H162ZM242 183H243V181H242ZM21 184V183H20ZM19 184V185H20ZM29 184V183H28ZM51 184V183H50ZM55 184V183H54ZM60 184H61V181H60ZM65 184V183H64ZM86 184V183H85ZM97 184V183H96ZM128 184V183H127ZM134 184V183H133ZM132 184V185H133ZM140 184V183H139ZM152 184H154V183H151V185ZM229 185L228 186H230V183H228ZM24 185V184H23ZM27 185V184H26ZM45 185V184H44ZM56 185H59V183H57ZM71 185V184H70ZM80 185V184H79ZM130 185V184H129ZM148 185V184H147ZM234 185V184H233ZM244 185V184H243ZM246 185V184H245ZM47 186H48V184H47ZM51 186V185H50ZM62 186V185H61ZM61 186L59 187V188H61ZM64 186V185H63ZM72 186V185H71ZM78 186V185H77ZM83 186H84V183H83ZM86 186V185H85ZM87 186H88V184H87ZM96 186V185H95ZM126 186V185H125ZM134 186V185H133ZM222 186V185H221ZM35 187V186H34ZM37 187V186H36ZM53 187V186H52ZM69 187V186H68ZM67 187V188H68ZM127 187V186H126ZM125 187V188H126ZM142 187V186H141ZM144 187V186H143ZM146 187V186H145ZM148 187V186H147ZM165 187H166V185H165ZM243 187V186H242ZM4 188V187H3ZM17 188V187H16ZM44 188H46V187H44ZM66 188V187H65ZM73 188V187H72ZM156 189H157V186L155 187ZM225 188H226V186H225ZM224 188V189H225ZM233 188V187H232ZM263 188H264V183H263ZM21 189V188H20ZM26 189V188H25ZM62 189V188H61ZM80 189V188H79ZM87 189V188H86ZM88 189H89V187H88ZM173 189V188H172ZM196 189V188H195ZM228 189H230V187L228 188ZM246 189H249V188H246ZM15 190H17V189H15ZM41 190V189H40ZM50 190H52V188L50 189ZM82 190V189H81ZM90 190V189H89ZM131 190V189H130ZM133 190H134V188H133ZM138 190V189H137ZM180 190V189H179ZM39 191V190H38ZM42 191V190H41ZM46 191H47V188H46ZM45 191V192H46ZM61 191V190H60ZM73 191V190H72ZM119 191V190H118ZM177 191V190H176ZM185 191H189L188 189H186ZM225 191V190H224ZM233 191V190H232ZM243 191H244V189H243ZM21 192V191H20ZM25 192V191H24ZM31 192V191H30ZM75 192V191H74ZM91 192V191H90ZM117 192V191H116ZM126 192V191H125ZM130 192V191H129ZM135 192H137V191H135ZM140 192V191H139ZM138 192V193H139ZM142 192V191H141ZM244 192H246V191H244ZM22 193V192H21ZM20 193V194H21ZM33 193H35L36 194V192H33ZM32 193V194H33ZM43 193V192H42ZM58 193V192H57ZM61 193V192H60ZM64 193V192H63ZM77 193V192H76ZM86 193H88V192H86ZM99 193V192H98ZM134 193V192H133ZM151 193V192H150ZM175 193V192H174ZM235 193V192H234ZM243 193V192H242ZM250 193V192H249ZM14 194V193H13ZM17 194V193H16ZM15 194V195H16ZM26 194H27V192H26ZM25 194V195H26ZM30 194V193H29ZM35 194H34V196H35ZM47 194H48V192H47ZM59 194V193H58ZM70 194V193H69ZM73 194V193H72ZM79 194V193H78ZM85 194V193H84ZM141 194V193H140ZM147 194H148V192H147ZM229 194V193H228ZM230 194H232V193H230ZM248 194V193H247ZM4 195V194H3ZM22 195V194H21ZM36 195H38V194H36ZM53 195H54V193H53ZM61 195V194H60ZM71 195V194H70ZM80 195H82V194H80ZM178 195V194H177ZM193 195V197H191V198H189L190 196H192ZM253 195H255V194H253ZM17 196V195H16ZM24 196V195H23ZM29 196V195H28ZM41 196H42V194H41ZM67 196H68V194H67ZM72 196V195H71ZM258 196V195H257ZM13 197V196H12ZM27 197V196H26ZM52 197V196H51ZM65 197H66V195H65ZM76 197V196H75ZM74 197V198H75ZM79 197V196H78ZM83 197V196H82ZM86 197V201H88L87 199V196H85ZM103 197V196H102ZM136 199H140V198H142L143 196H137L136 195ZM205 197V196H204ZM8 198V197H7ZM15 198V197H14ZM23 198H25V197H23ZM35 198V197H34ZM39 198V197H38ZM53 198V197H52ZM59 198V197H58ZM74 198H72L73 200H74ZM77 198V197H76ZM92 198H93V196H92ZM247 198V197H246ZM17 199H18V197H17ZM20 199V198H19ZM29 199H32V198H29ZM61 199V198H60ZM85 199V198H84ZM95 199V198H94ZM97 199V198H96ZM122 199V198H121ZM194 199V200H193ZM220 199H222V198H220ZM231 199V198H230ZM23 200L24 199H22L21 201L23 202ZM34 200H36V199H34ZM54 200H55V197H54ZM98 200V199H97ZM248 200H249V198H248ZM15 201V200H14ZM26 201V200H25ZM59 201H62V200H59ZM59 201H57V202H59ZM70 201H72L71 199H70ZM92 201V200H91ZM99 201V200H98ZM119 201V200H118ZM135 201V200H134ZM133 201V202H134ZM10 202V201H9ZM46 202V201H45ZM50 202V201H49ZM76 202V201H75ZM90 202V201H89ZM101 202V201H100ZM99 202V203H100ZM252 202V201H251ZM53 203V202H52ZM62 203V202H61ZM67 203V202H66ZM71 203V202H70ZM69 202H68V204H70ZM77 203V202H76ZM79 203H81L80 201H79ZM143 203V202H142ZM211 203V204H210ZM253 203V202H252ZM18 204H20V203H18ZM35 204V203H34ZM38 204V203H37ZM36 204V205H37ZM60 204V203H59ZM83 204H84V202H83ZM83 204H81V207H82V205ZM108 204V203H107ZM230 204V203H229ZM13 205V204H12ZM22 205V204H21ZM27 205V204H26ZM50 205V204H49ZM57 204H55V206H56ZM72 205H73V203H72ZM80 205V204H79ZM85 205V204H84ZM95 205H96V202H95ZM129 205V204H128ZM141 205V204H140ZM35 206V205H34ZM64 206H66V205H64ZM74 206H75V204H74ZM94 206V205H93ZM93 206H92V208H93ZM97 206V205H96ZM104 206V205H103ZM230 206V205H229ZM18 207V206H17ZM38 207V206H37ZM49 207V206H48ZM58 207V206H57ZM57 207H55V208H57ZM60 207V206H59ZM67 207H68V205H67ZM65 208V209H68V208ZM70 207V206H69ZM78 207V206H77ZM87 207H88V203H87ZM90 207V209H91V206H89ZM100 207V206H99ZM107 207V206H106ZM117 207V206H116ZM214 207V206H213ZM232 206H230V208H231ZM36 208V207H35ZM61 208V207H60ZM63 208V207H62ZM73 208V207H72ZM83 208H85V207H83ZM96 208V207H95ZM102 208H105V207H102ZM175 208H173V209H175ZM228 208V207H227ZM52 209V208H51ZM65 209H64V211H65ZM79 209V208H78ZM85 209H87V208H85ZM84 209V210H85ZM89 209V208H88ZM98 209V208H97ZM106 209V208H105ZM109 209H110V207H109ZM114 209V208H113ZM210 209H211V211H210ZM242 209V208H241ZM14 210V209H13ZM19 210H20V208H19ZM18 210V211H19ZM57 211H58V209H56ZM76 210H77V208H76ZM80 210V209H79ZM83 210V209H82ZM84 210H83V213H84ZM93 209H91V211L90 210H88V211H90V212H94V211H92ZM108 210V209H107ZM106 210V212L108 213L109 211H107ZM116 210V209H115ZM212 210H213V212H212ZM232 210V209H231ZM17 211V212H18ZM27 211L29 212V210L27 209ZM26 211V212H27ZM35 211H37V210H35ZM63 211V210H62ZM68 211V210H67ZM66 211V212H67ZM74 211V210H73ZM72 211V212H73ZM81 211V210H80ZM174 211V210H173ZM61 212V211H60ZM78 212V211H77ZM176 212V211H175ZM174 212V213H175ZM212 212V213H211ZM234 212V211H233ZM233 212H231V213H233ZM37 213V212H36ZM65 213V212H64ZM71 213V212H70ZM73 213H75V211L73 212ZM82 213V214H83ZM85 213H87V212H85ZM95 213V212H94ZM93 213V214H94ZM115 212H111L110 214L112 215V216H110V214H108L109 215V219H112V221H116V218L113 216V215H115L114 214ZM130 213V212H129ZM178 213V212H177ZM226 213V212H225ZM225 213H223V215H221L220 214V212H219V214L221 215V216H223V218H224V216L226 215V217H228L229 215L228 214H225ZM230 213V212H229ZM62 214H63V212H62ZM89 214H91V213H88V215ZM135 214V215H136ZM176 214V213H175ZM225 214V215H224ZM68 215V214H67ZM73 215V214H72ZM98 215V214H97ZM118 215V214H117ZM124 215V214H123ZM239 215V214H238ZM82 216V215H81ZM84 216V215H83ZM96 216V215H95ZM143 216V215H142ZM199 216V217H200ZM207 216V215H206ZM220 216V217H221ZM233 216H234V213H233ZM64 217H66V216H64ZM73 217H75V216H73ZM92 217V218H91ZM97 217V216H96ZM103 217V216H102ZM107 217V216H106ZM132 217V216H131ZM138 217V216H137ZM199 217H198V219H199ZM232 217V216H231ZM71 218V217H70ZM75 218H77V217H75ZM83 218V217H82ZM89 218V217H88ZM90 218L93 220L94 218H93V216H90ZM89 218V219H90ZM207 218H208V216L206 217V220H207ZM228 218H230V216L228 217ZM227 218V219H228ZM69 219V218H68ZM85 219H86V217H85ZM91 219H90V221H91ZM109 219H108V221H109ZM131 219V218H130ZM141 219V218H140ZM231 219V218H230ZM230 219H228V221H231ZM75 220V219H74ZM77 220V219H76ZM98 220H100V217H99V219H97V221ZM120 220V219H119ZM132 220V219H131ZM199 220H201V228L202 227H204V225L202 224V222H203V220L202 219H199ZM199 220H198V222H199ZM237 220V219H236ZM241 220V219H240ZM33 221V220H32ZM85 221V220H84ZM95 221L96 220H93V222H92V225H94V223H95ZM101 221V220H100ZM99 221V222H100ZM135 221H136V219H135ZM207 221V222H208ZM71 223H73V221H70ZM76 222V221H75ZM78 222H82V221H78ZM107 222V221H106ZM122 222V221H121ZM125 222H126V220H125ZM197 222V223H198ZM204 222H206V221H204ZM206 222V223H207ZM232 222V221H231ZM88 223V222H87ZM101 223V222H100ZM137 223V222H136ZM233 223V222H232ZM246 223V222H245ZM76 224V223H75ZM79 224V223H78ZM82 224V223H81ZM96 224V223H95ZM120 224V223H119ZM140 224V223H139ZM237 224V223H236ZM84 225V224H83ZM86 225V224H85ZM125 225H127V224H125ZM132 225V224H131ZM209 225V224H208ZM211 225V224H210ZM222 225V226H221ZM233 225V224H232ZM74 226V225H73ZM86 226H90L91 227V224L90 225H86ZM99 226H100V224H99ZM137 226V225H136ZM135 226V227H136ZM193 226V225H192ZM5 227V226H4ZM84 227V226H83ZM83 227H81L82 229H84ZM194 227V226H193ZM211 227V226H210ZM228 227V226H227ZM74 228V227H73ZM76 228V227H75ZM78 228H80V227H78ZM86 228V227H85ZM122 228V227H121ZM125 228V227H124ZM205 228V227H204ZM226 228V227H225ZM69 229H71V228H69ZM77 229V228H76ZM82 229L80 230L79 229V231H81L82 232ZM91 229V228H90ZM192 227H187V228H184V229H181V231H178V230H176V231H174L173 232V235H174V237H175V239H176V244H172V246H174V255H173V257H176V256H178V255H180V256H184L185 257V260H189L190 261V263L191 264H202V263H200V259L198 258L199 256H198V253H197V251H193V252H191V253H188V251H187V247L188 246H192V244H193V241H194V239H195V237L192 235V234H190V233H192ZM218 229V228H217ZM230 228H227V229H221L222 230V232L224 233H222V232H220L221 234H220V236L223 234L224 236H225V238H224V240H227L228 238H233V239H228V240H233V242L232 241H230V242H227V241H225V243L227 242V247H228V244L230 243H234V241H237L236 242V244L237 243H239V245H241V243L242 242H248V240L247 241H243L242 240V237L241 238H237L235 235H237V236H239V234H240V232L241 231H237V228H236V231H234L235 233H234V236L232 237L230 234H231V232H233V230L231 231V230H229ZM233 229V228H232ZM1 230V229H0ZM4 230V229H3ZM210 230H211V228H210ZM230 231V233L228 234L229 236H231V237H227V232H229ZM78 231V232H79ZM84 231V230H83ZM91 231V230H90ZM124 231V230H123ZM197 231V230H196ZM215 231H216V228H215ZM217 231H219V230H217ZM80 232V233H81ZM92 232V231H91ZM90 232V233H91ZM226 232V233H225ZM236 232H238V234L236 233ZM67 233V232H66ZM75 233V232H74ZM83 233H85V232H83ZM199 233V232H198ZM203 233V232H202ZM217 233V232H216ZM242 233V232H241ZM87 234V233H86ZM85 234V235H86ZM93 234V233H92ZM91 234V235H92ZM126 234V235H125ZM226 234V235H225ZM233 234V233H232ZM249 234V233H248ZM248 234H246L247 235V237L249 236ZM259 233L258 232H254V233H252L251 235H252V237H253V239H257L258 237H259V235H258ZM75 235V234H74ZM74 235H73V238H74ZM84 235V234H83ZM82 235V236H83ZM196 235V234H195ZM198 235H200V234H198ZM222 235V236H223ZM243 235H245L244 234V232H243ZM71 236H72V234H71ZM75 236H77V235H75ZM78 236H80L79 234H78ZM87 236V235H86ZM203 236V238H204V235H202ZM201 236V237H202ZM216 236V235H215ZM242 236V235H241ZM70 237V236H69ZM160 237V240H162V237H163V234H162V236L161 235H159V234H155V236H153V243H156V242H158V240L159 239H157V238H159ZM207 237V236H206ZM216 237H218V236H216ZM237 239H236V238ZM240 237V236H239ZM13 238V237H12ZM78 238V237H77ZM82 237H80V239H81ZM96 238V237H95ZM138 238H140V239H144V238H146L147 240L146 241H144L143 243H139L138 242ZM152 238V237H151ZM196 238H197V236H196ZM219 238V237H218ZM221 238H223V237H221ZM221 238H219V239H217V241H219V240H221ZM79 239V240H80ZM86 239H88L87 237H86ZM94 239V238H93ZM198 239V238H197ZM236 239V240H235ZM243 239H244V236H243ZM72 240V239H71ZM76 240V239H75ZM83 240H84V238H83ZM95 240V239H94ZM239 240H241V241H239ZM78 241V240H77ZM86 241V240H85ZM84 241V242H85ZM89 241V240H88ZM207 241V240H206ZM222 241V240H221ZM73 242H75V241H73ZM82 244H83V242H82V239H81V241H80ZM79 242V243H80ZM95 242V241H94ZM15 243V242H14ZM35 243V242H34ZM42 243V242H41ZM68 243V242H67ZM77 243V242H76ZM79 243H77V244H79ZM90 243V242H89ZM95 243H97V242H95ZM194 243H197V242H194ZM205 243V242H204ZM219 243H220V241H219ZM219 243L217 244V243H215V246L217 245H219ZM198 244V243H197ZM34 245H36V244H34ZM69 245V244H68ZM83 245H85V244H83ZM200 245V244H199ZM225 246H226V244H224ZM232 245V244H231ZM234 245V249L232 250L233 252H234V250L236 249V247H235V243L233 244ZM232 245V246H233ZM238 245V244H237ZM238 245V246H239ZM243 245H245V247H248V245L247 244H244L243 243ZM243 245H241V246H243ZM20 246H22V245H20ZM19 246V247H20ZM41 246V245H40ZM195 247H196V245H194ZM193 246V247H194ZM201 246V245H200ZM214 246V247H215ZM217 246H216V248L215 249H217ZM203 247V246H202ZM223 246L221 245V248H222ZM226 247V248H227ZM15 248H16V246H15ZM24 248H25V246H24ZM170 248H172V247H170ZM198 248V247H197ZM225 248V249H226ZM228 248H231V247H228ZM227 248V249H228ZM8 249H10V248H8ZM20 249H23V247L21 248L20 247ZM26 249V248H25ZM65 249V248H64ZM68 249V248H67ZM223 249V248H222ZM225 249H224V252H226L227 251V249H226V251H225ZM18 250V249H17ZM42 250V249H41ZM44 250V249H43ZM199 250V249H198ZM221 250V249H220ZM231 250V249H230ZM24 251V250H23ZM26 251V250H25ZM68 251V250H67ZM66 251V252H67ZM191 251V250H190ZM229 252V251H227L228 253H230V256H234L233 255V252ZM235 251H238V247H237V250H235ZM252 250H250V253H249V255L250 254H252L253 252H251ZM18 252H20V251H18ZM22 252V251H21ZM26 252H28V250L26 251ZM157 252V251H156ZM217 252V251H216ZM222 253V251H221V253H222V255L223 256H226V258L225 257H223L222 258V260H224V262H223V264H230V260L232 259V261H234V259H236V256H234L235 258L233 259V258H227V254L226 255H224L225 253ZM255 252V251H254ZM38 253V252H37ZM43 253V252H42ZM209 253V252H208ZM220 253V254H221ZM232 253V254H231ZM14 254V253H13ZM21 254V253H20ZM25 254H27V253H25L24 252V254L23 255H25ZM35 254V253H34ZM40 254V253H39ZM45 254V253H44ZM69 253H67V255H68ZM190 254V255H189ZM234 254H235V252H234ZM257 254V253H256ZM254 255V253H253V255H252V257H253V259L254 258H256V256L258 257V254L257 255ZM11 255V254H10ZM30 255V254H29ZM32 255H33V253H32ZM42 255V254H41ZM66 255V254H65ZM199 255H202V254H199ZM236 255V254H235ZM14 256V255H13ZM38 256V255H37ZM36 256V257H37ZM47 256V255H46ZM209 256V255H208ZM251 256V255H250ZM255 256V257H254ZM31 257V256H30ZM42 257H45V256H42ZM48 257V256H47ZM80 257V256H79ZM172 257V258H173ZM202 257V256H201ZM221 257V256H220ZM14 258V257H13ZM39 258H40V256H39ZM76 258H77V256H76ZM29 259V258H28ZM27 259V260H28ZM41 259V258H40ZM45 259V258H44ZM47 259V258H46ZM59 259V258H58ZM69 259V258H68ZM203 259V258H202ZM211 259V258H210ZM226 259H228V262H225L226 261ZM26 260V259H25ZM26 260V261H27ZM43 260V259H42ZM49 260V259H48ZM56 260V259H55ZM79 260V259H78ZM250 260H252V258L250 259ZM5 261V260H4ZM15 261V260H14ZM25 261V262H26ZM29 261V260H28ZM31 261L33 262V263H31ZM180 261V260H179ZM207 261V260H206ZM221 261V260H220ZM254 261V260H253ZM252 261V262H253ZM256 261H257V258H256ZM41 262V261H40ZM45 262H47V261H45ZM50 262V261H49ZM251 262V263H252ZM260 262V260L258 259V261H257V263H259ZM2 263V262H1ZM30 263L31 264H35L36 263V261L34 262V258L32 259H30ZM38 263V262H37ZM69 263V262H68ZM262 263V262H261ZM261 263H259V264H261ZM42 264V263H41ZM43 264H45V263H43ZM48 264V263H47ZM80 264V263H79ZM175 264H177V262L175 263ZM178 264H179V262H178ZM231 264H234L233 262H231ZM256 264V263H255Z\"/></svg>", "mask_w": 264, "mask_h": 264}]
</instances>
